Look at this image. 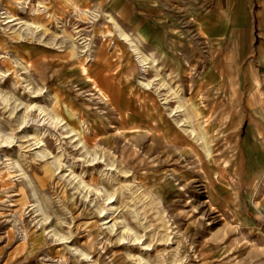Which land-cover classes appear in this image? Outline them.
<instances>
[{
    "label": "rangeland",
    "instance_id": "1",
    "mask_svg": "<svg viewBox=\"0 0 264 264\" xmlns=\"http://www.w3.org/2000/svg\"><path fill=\"white\" fill-rule=\"evenodd\" d=\"M23 1L0 0L18 17H0V264H264L259 233L236 222L237 136L201 130L189 79L149 58L131 104L171 125L132 130L88 79L115 37L106 16Z\"/></svg>",
    "mask_w": 264,
    "mask_h": 264
},
{
    "label": "crops",
    "instance_id": "2",
    "mask_svg": "<svg viewBox=\"0 0 264 264\" xmlns=\"http://www.w3.org/2000/svg\"><path fill=\"white\" fill-rule=\"evenodd\" d=\"M35 1L56 15L83 10L106 16L115 37L95 51L86 65L88 79L117 96V107L129 111L130 129H168L171 123H162L149 99L131 104L130 95L140 92L134 79L142 68L129 41L146 60L189 79V102L201 130L226 126L237 136L236 222L258 232L264 249V0H185L178 15L169 0Z\"/></svg>",
    "mask_w": 264,
    "mask_h": 264
},
{
    "label": "bare ground",
    "instance_id": "3",
    "mask_svg": "<svg viewBox=\"0 0 264 264\" xmlns=\"http://www.w3.org/2000/svg\"><path fill=\"white\" fill-rule=\"evenodd\" d=\"M19 2L20 1H23V0H18ZM24 2V1H23ZM25 3V2H24ZM25 7V5L23 6V8ZM10 11V10H9ZM7 9H5L2 14H0L1 18H3V23H6V22H10V21H13L15 19H18V17H15L13 14H11ZM120 35H122L125 39H127V36L125 35V33H121ZM131 47H132V51L134 52L135 54V57L137 59V61L139 62L141 68H142V71L143 73L147 70V68L149 67V64L147 62V60L142 57V54L140 52V50L134 45L132 44L131 41H129ZM81 70L82 72L84 73L86 71V68L84 66L81 67ZM139 83L144 85L145 87H149V83L146 81V78L144 76L140 77L139 78ZM95 86V85H94ZM95 90L99 93H102V91L100 90V88L98 86H95ZM98 93V94H99ZM179 108V106H177V109ZM178 112V111H177ZM44 119V118H43ZM59 121V120H58ZM181 124V123H180ZM62 125V124H61ZM18 230V229H17ZM20 232V231H19Z\"/></svg>",
    "mask_w": 264,
    "mask_h": 264
},
{
    "label": "built area",
    "instance_id": "4",
    "mask_svg": "<svg viewBox=\"0 0 264 264\" xmlns=\"http://www.w3.org/2000/svg\"><path fill=\"white\" fill-rule=\"evenodd\" d=\"M260 218H261L262 222L264 223V210L260 211Z\"/></svg>",
    "mask_w": 264,
    "mask_h": 264
}]
</instances>
